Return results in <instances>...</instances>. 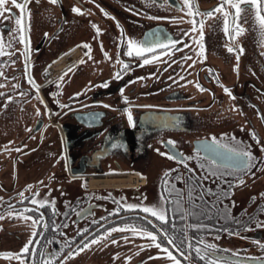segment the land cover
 <instances>
[{
    "label": "flooded vegetation",
    "instance_id": "flooded-vegetation-1",
    "mask_svg": "<svg viewBox=\"0 0 264 264\" xmlns=\"http://www.w3.org/2000/svg\"><path fill=\"white\" fill-rule=\"evenodd\" d=\"M18 3L23 10L5 0L0 11V93L12 97L0 98V117L27 121L29 138L58 131L62 171L43 188L0 195V253H17L0 255V264H211L197 244H215L211 252L223 264H262L250 261H264V30L257 9L240 0L236 14L226 4L225 30V8L215 9L222 0H193L191 13L184 0ZM156 33L175 48L148 63L128 53L129 38L149 44ZM224 145L251 152L247 166L229 160ZM2 151L0 144L1 181ZM245 190L246 204L229 209ZM125 203L163 208L167 219ZM116 224L156 232L157 243ZM109 227L114 231L95 240Z\"/></svg>",
    "mask_w": 264,
    "mask_h": 264
},
{
    "label": "rangeland",
    "instance_id": "rangeland-1",
    "mask_svg": "<svg viewBox=\"0 0 264 264\" xmlns=\"http://www.w3.org/2000/svg\"><path fill=\"white\" fill-rule=\"evenodd\" d=\"M260 29L264 30V27L259 22ZM250 41L249 38H244L240 42L251 47ZM27 43L26 36L23 44L27 46ZM261 48H264V40L259 41V49ZM34 74L35 78L39 80V70H35ZM5 95H7L6 90L3 94L0 93V98L3 100L8 97ZM29 108L33 109L32 106ZM26 124L27 121H22L20 118L0 117L2 168L3 172H6L4 179L0 180V195H4V197L22 191L26 194L43 188L53 180H58L57 177H60L62 171L59 159L61 140L58 131L39 133L34 138H29ZM247 194L246 190L239 193L232 203L235 207L231 205L228 208H238L242 203L246 204ZM150 256H154V254H147L146 257Z\"/></svg>",
    "mask_w": 264,
    "mask_h": 264
},
{
    "label": "snow or ice",
    "instance_id": "snow-or-ice-1",
    "mask_svg": "<svg viewBox=\"0 0 264 264\" xmlns=\"http://www.w3.org/2000/svg\"><path fill=\"white\" fill-rule=\"evenodd\" d=\"M53 2H55V0H53ZM246 2L249 3L253 8L257 9L255 15L258 18L261 26L264 27V15L261 14V11H264V0H246ZM12 3L18 4V6L22 10L25 7L24 4L18 3V0H12ZM4 4H5V0H0V11L3 10ZM184 4L188 6V11L190 13L193 12V0H184ZM226 4L233 5V7L235 8L236 14H239V12L241 11L240 0H222L221 4L215 6V9L225 8V11H224L225 30H227V16L229 15V13L227 12V8L225 7ZM73 10L76 12L83 11L81 8L76 7V6H73ZM195 10H196V12H199L198 3L195 4ZM213 11H214V9L208 10L206 12V15H212ZM105 14L109 15V13H107L106 11H105ZM17 23L20 25V33H21L20 38L24 39L23 24L21 21V17H19V16L17 17ZM192 23H193L194 27H193V29H190V31L195 32V25L197 24V21L195 19H193ZM202 23H203V19L200 20V24H202ZM200 36H203L202 30L200 32ZM193 39H196V37L194 36ZM152 40L154 42L149 43V44H144L142 42L136 41L135 39L129 38L127 40L128 53L130 55L133 53L140 55L143 62L148 63L151 60H155L156 57L163 55L165 50H167L168 52H171L176 46V41H174L171 37H167V38L161 37L158 33L152 35ZM0 45H2V38H0ZM153 50H156L155 55L151 54ZM202 50L203 49L201 48V51ZM145 53H148L146 58H144ZM0 54H3L2 53V47H0ZM193 62L195 63V61H193ZM121 67L125 68L126 64L122 65ZM117 75H119V73H117ZM30 82L34 85V87H36L37 89L39 88V85L35 82L34 79L31 80ZM197 86L199 87L200 85L198 84ZM121 91H123V89H121ZM225 91H229V89L227 87H225ZM75 95H79V93H75ZM8 99L11 100L12 97L9 96ZM124 99L127 100L128 97L124 96ZM128 115H129V119L131 120V118H132L131 112H129ZM253 135H255V133H253ZM213 140L215 141L216 138L213 137ZM216 143H220V142L216 141ZM224 147L229 148V151L226 153L227 158L229 160L233 161L234 163H236L237 165H243L246 167L247 163L250 162V158L252 157L251 152H245L241 148H232L228 145H224ZM238 182H242V181H238ZM21 196H23L22 193H21ZM33 201L36 204L49 203L48 201H45V200H36L35 196H33ZM123 207L126 209L142 208L146 213H152L154 216H158L159 219L162 221L167 219V217L165 215V210L163 208L158 209L155 205L125 203L123 205ZM23 211H26V209ZM113 211H119V208L113 209ZM21 214H22L21 212L13 213V215H21ZM32 219H33L34 225H39V224L43 223V218H41V220H36L35 218H32ZM45 226H46V224H45ZM115 228H117V229H119V228H125V229L131 228L133 230L134 235H138V236L139 235H145V236L151 237L152 243H157V233L156 232L142 230V228L138 229L135 224H123V225L116 224ZM81 231H83V230L81 229ZM112 231H114V229L112 227H109L107 229V232H102L100 235H97L95 237V240H97V241L100 240L101 236H106L108 233H111ZM161 231H163V229H161ZM165 235L167 236L168 234L165 233ZM169 239H171V237ZM204 243H207V242H204ZM28 246H29L28 243H26L24 245V248L21 249V251L27 250ZM159 246L161 248L165 247V245L163 243L159 244ZM188 246L190 247V245H188ZM260 246L262 248H264V243H261ZM85 247H87V245H85ZM173 247H175V245H173ZM216 247L217 246L215 244H210L207 249L202 250L201 246L199 244H197L196 245V251L198 254H203L207 259H209L211 264H223V262L220 259H214L215 253L211 252V250L215 249ZM177 251H179V249H177ZM75 254H76L75 252L72 253V255H75ZM166 254L170 257L173 256V253L171 251H167ZM0 255L17 256V253H15V252H4V253H0ZM18 258L23 259V257H18ZM54 258L55 257H53V259ZM128 259H130V257H128ZM45 264H47V262H45ZM175 264H181V262L179 260H176Z\"/></svg>",
    "mask_w": 264,
    "mask_h": 264
},
{
    "label": "water",
    "instance_id": "water-1",
    "mask_svg": "<svg viewBox=\"0 0 264 264\" xmlns=\"http://www.w3.org/2000/svg\"><path fill=\"white\" fill-rule=\"evenodd\" d=\"M214 157V156H213ZM214 159H216L218 162H222V161H224L223 159H220L219 157L218 158H215L214 157ZM252 263H264V261H253V260H250Z\"/></svg>",
    "mask_w": 264,
    "mask_h": 264
},
{
    "label": "bare ground",
    "instance_id": "bare-ground-1",
    "mask_svg": "<svg viewBox=\"0 0 264 264\" xmlns=\"http://www.w3.org/2000/svg\"><path fill=\"white\" fill-rule=\"evenodd\" d=\"M60 64H61V62L60 63H58L57 65H56V67L55 68H53V70H57L58 69V66H60ZM64 65V64H63ZM62 67V66H61ZM101 180V179H100ZM100 180H97V181H100ZM112 180V179H111ZM114 180V179H113ZM96 184H98V183H96Z\"/></svg>",
    "mask_w": 264,
    "mask_h": 264
}]
</instances>
